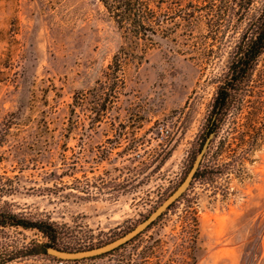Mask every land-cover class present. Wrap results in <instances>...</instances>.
Here are the masks:
<instances>
[{"label":"rangeland","instance_id":"rangeland-1","mask_svg":"<svg viewBox=\"0 0 264 264\" xmlns=\"http://www.w3.org/2000/svg\"><path fill=\"white\" fill-rule=\"evenodd\" d=\"M110 32L100 0H0V203L53 221L70 243L120 235L181 180L228 55L195 48L200 30L179 23L112 69ZM208 144L202 162L216 171L193 181L164 229L189 197L196 264H264V50ZM44 240L0 227V264L109 263L10 257Z\"/></svg>","mask_w":264,"mask_h":264},{"label":"trees","instance_id":"trees-1","mask_svg":"<svg viewBox=\"0 0 264 264\" xmlns=\"http://www.w3.org/2000/svg\"><path fill=\"white\" fill-rule=\"evenodd\" d=\"M100 1L111 30L105 40L110 41L113 48L108 62L109 67L113 65L112 69H118L130 58L140 61L143 56L141 50L154 42L153 35L157 30L161 36L168 37L179 23L183 25L185 35L195 28L200 30V39L193 46L199 47V50L206 49V54L214 55L227 49L221 73L211 77L218 81V85L196 134V145L189 150L188 156L195 155L205 134L209 130L214 132L213 135L216 133L220 120L241 97L257 57L264 50V0H167L166 8L160 6L164 0ZM209 61L213 62L212 59ZM208 148L209 144L206 150ZM202 158L186 190L197 178L210 177L216 171L214 163H203ZM185 191L147 227L127 241L106 252L81 259L104 258L108 264H196L197 217L193 200L186 198L177 213L175 227L167 231L164 229L166 222L162 221L169 209L184 197ZM3 226L34 228L45 238L44 241L23 244L13 253L10 249V257L46 253L47 245L79 249L100 244L64 241L56 223L47 218L15 212L5 201L0 203V227Z\"/></svg>","mask_w":264,"mask_h":264},{"label":"water","instance_id":"water-1","mask_svg":"<svg viewBox=\"0 0 264 264\" xmlns=\"http://www.w3.org/2000/svg\"><path fill=\"white\" fill-rule=\"evenodd\" d=\"M213 133L214 132L212 130H209L205 134L204 139L200 147L196 151L190 163L189 168L187 169L181 180L175 185V187L153 209H151V211H149L142 219L137 221L131 228L127 229L120 235L108 241H105L103 243L91 247L79 248V249H66V248L56 247L53 245H47L45 246V252L47 254H50L52 256L64 260L81 259L113 249L114 247L120 245L121 243L133 237L136 233L142 231L163 210H165L172 201L177 199V197H179V195L186 190L192 179L193 173L197 168L211 137L213 136Z\"/></svg>","mask_w":264,"mask_h":264}]
</instances>
